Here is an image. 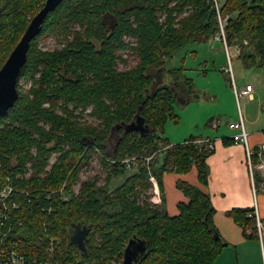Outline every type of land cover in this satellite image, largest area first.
<instances>
[{
  "label": "trees",
  "instance_id": "trees-1",
  "mask_svg": "<svg viewBox=\"0 0 264 264\" xmlns=\"http://www.w3.org/2000/svg\"><path fill=\"white\" fill-rule=\"evenodd\" d=\"M45 1L0 0V68ZM221 3L220 12L230 16L228 45H242L240 57L251 60L242 41L250 36L264 64V0ZM219 34L214 0H63L51 11L18 78V90L21 80L32 82V88L19 90L15 104L0 115V189L14 187L7 199L0 196V250L54 264H122L129 240L137 235L147 246L137 264H215L226 242L214 236L216 208L209 193L177 180L188 201L170 215L163 181L166 173L186 174L196 166L201 185L209 184L207 159L214 148L195 143L197 136L173 144L165 136L166 124L179 121L176 102L197 98L194 81L175 67L169 70L172 83L154 86L158 73L152 69L178 50ZM50 37L62 47L41 48ZM126 48L139 62L119 70L117 52ZM89 107L98 125L75 119L78 109ZM138 113L151 131L124 134L118 125ZM95 152L103 155L106 182L99 186L98 176L82 181L76 194L80 169ZM129 156L152 158L131 170L124 162ZM256 177L257 187L264 178ZM151 178L159 186V206L150 202ZM227 215L245 237L259 238L255 208H232ZM77 225L78 232H87L86 251L72 239Z\"/></svg>",
  "mask_w": 264,
  "mask_h": 264
},
{
  "label": "crops",
  "instance_id": "crops-1",
  "mask_svg": "<svg viewBox=\"0 0 264 264\" xmlns=\"http://www.w3.org/2000/svg\"><path fill=\"white\" fill-rule=\"evenodd\" d=\"M250 39L251 37L248 36L242 41L246 52L244 54H249L252 57L251 60H249L250 63L248 66L243 63L242 64L246 69L251 70V76L247 79V73L246 71H243L241 75L242 78L240 79L241 86H234L233 94L229 90L231 99L232 101H236L238 109V114H236V112L232 113L235 121L231 120L229 122L235 123L243 120L245 128L249 134V144L256 152L264 145V64H262L263 61L260 52L253 42H249L251 41ZM214 43H216L215 47L217 49L215 53H217V51L222 52V49H218V41L215 40ZM240 46L242 47V45ZM240 46L238 47L240 48ZM234 52L236 56L243 54L241 48L238 52L235 47ZM230 53L231 49H229L228 54L232 64L233 59ZM225 54L227 57L226 51ZM227 68L228 66L224 67L223 65L222 71L225 70L227 72ZM209 70L210 69L207 67H204L201 72L207 76ZM249 84L253 85L254 88L252 96L240 94V92ZM194 85L196 93L198 94L197 98L190 100L188 103H184L179 100V104L181 105L183 111L185 110L184 112H187L188 110L186 109L190 108L187 115L194 113L193 109L195 104L192 103L199 100V92L197 91L195 81ZM205 96V100L208 102L215 103L219 99L217 91L211 92L206 89ZM223 112L224 110L220 111L219 115H222ZM181 116L179 115L178 122H175L174 120L170 121H173L176 124L182 122ZM215 117L216 111L211 110H208L203 117V126L208 129L207 136H197L191 134L189 137L180 139L174 133L172 136H176V138L170 135L166 136L165 134L171 144L184 142L191 136H197V140L210 139L214 143V151L207 159L210 170L208 186H202L199 182L196 166H194L191 171L186 174H178L174 172L166 173L163 180L166 207L170 215H176L179 213L178 203L181 201H188V198L181 191L180 194L176 190L177 180L184 179L199 186L204 191L209 193L211 197L212 203L216 208V227L218 228L221 237L226 242V245L216 259L215 264H264V235L261 237L259 234V238L255 239L245 237L240 225L232 217L227 215V211L232 208H256L263 224L264 182L260 183L257 187L255 184L254 187L245 145L242 143L235 144L232 142V136L238 134L241 131V128H230L227 124L226 126H222V122L219 123L220 121L216 120ZM187 118L188 116H186V120ZM194 119L196 118L194 117ZM215 122H218V124L214 125ZM178 133L181 134V132ZM257 173L261 175L258 170L256 171V175Z\"/></svg>",
  "mask_w": 264,
  "mask_h": 264
},
{
  "label": "rangeland",
  "instance_id": "rangeland-1",
  "mask_svg": "<svg viewBox=\"0 0 264 264\" xmlns=\"http://www.w3.org/2000/svg\"><path fill=\"white\" fill-rule=\"evenodd\" d=\"M126 42L130 41L131 45L136 44V39L132 38L130 36L125 37ZM218 41V49H222V52L217 51L216 52V43ZM223 43H221V42ZM63 42L59 41L56 37H50L46 40H42L40 42V46L43 49H54L56 47L61 48ZM224 46V47H223ZM235 46V45H234ZM234 46H229L227 41L226 43L223 40H218L217 37L216 39H212L208 42H203V43H192L188 45L185 48H182L181 50H178L173 57L167 58L165 64L160 68L157 69L153 67V72L158 73L156 76L157 82L155 83L154 86H157L158 84H170L173 82V77L172 74L170 73V69L175 68V67H182L184 68V73L194 79L197 91L199 92V100L196 102H193L192 104H195L194 107V113H191L187 115L189 112V109L187 112H184L181 105L177 101L175 106L176 110L179 113V115L182 117V122L175 123L173 121H169L166 124V136L174 133L177 135L180 139H184L186 137H189L191 134L197 135V136H207L208 135V129H206L203 126V117L206 114L208 110L211 111H216V120H219L222 126H227L229 127V121H235V118L232 116V113L238 114V109L236 106V101H232L230 92L233 94V88L234 86L240 85V79L242 78V73L243 71H246L247 73V79L249 76H251V70L246 69L244 65H249V59H242L240 56L235 55V47L236 49L239 48L236 45ZM225 48V50H224ZM234 48V50H233ZM241 48V46H240ZM229 49H231V57H232V65H230L229 60L227 61V57L229 56L228 52ZM225 51L227 52V57L225 54ZM117 54L120 55L121 59L117 60V67L119 70H127L133 67H136L139 62V57L137 55H134L131 49L126 48V49H121L117 52ZM230 57V56H229ZM244 65H243V64ZM224 67L229 66L232 68V72H226L225 70L222 71V66ZM204 67H207L210 69L208 71V75L205 76L203 72ZM226 78V79H225ZM237 81V83H236ZM32 82H26L24 80H21L19 82V90L27 93L29 90L32 88ZM209 90L211 92L217 91L219 95V99L217 102H208L205 96V91ZM191 104V103H190ZM186 108V107H185ZM92 110V107H89L86 111H82L81 108L78 109L75 113L76 114H81L79 117L75 118L78 122L83 123L85 126L87 125H98L100 120L90 114ZM224 110L222 115H219V112ZM61 112V111H60ZM83 112V113H82ZM186 116H188L186 120ZM194 117L196 119H194ZM184 118V119H183ZM196 124V125H195ZM169 130V132H168ZM181 132L178 133V132ZM175 137L176 136H172ZM115 138L117 139V136H114L113 139L110 141V145L113 144L115 141ZM178 139V138H177ZM247 151V150H246ZM57 152H55L50 160V166L48 169H51V165L56 161L58 157ZM102 154L100 152H95L91 157H89V163L87 165H84L79 172V180L77 183L73 185V191L76 194H80L81 190V182L86 181V180H94L96 176L99 177L98 185L102 186L106 182V169L104 167L102 159ZM115 162V161H112ZM132 170V169H131ZM175 173V172H174ZM174 175V174H173ZM123 179L120 178L114 182V185H117L120 183ZM152 180V179H151ZM156 181V179H154ZM157 183V181H156ZM152 181V185L148 191L150 194V202L155 205L159 206L160 201L158 199V204H154L153 200L156 195L157 197H160V190L158 183L156 184ZM176 190L181 194L180 190L176 188ZM161 198V197H160ZM161 200V199H160ZM176 205V204H175ZM263 228H264V223H263ZM264 235V229L262 236ZM22 255V254H20ZM28 257V256H27ZM34 260L38 261H45L41 257L40 259L38 258H33V257H28Z\"/></svg>",
  "mask_w": 264,
  "mask_h": 264
},
{
  "label": "water",
  "instance_id": "water-1",
  "mask_svg": "<svg viewBox=\"0 0 264 264\" xmlns=\"http://www.w3.org/2000/svg\"><path fill=\"white\" fill-rule=\"evenodd\" d=\"M63 0H46L44 6L30 21L25 33L21 37L18 44L11 51L8 59L0 68V115H5L8 110L15 104L19 97L18 78L21 70L28 59V52L31 47L32 40L41 32L42 25L48 14ZM124 127V134L138 132L145 136L151 131V126L146 122L145 117L138 113L135 118L129 123L118 125ZM94 144V141L88 140V143ZM78 226L73 232L72 239L77 242L78 247L82 251H86L85 238L87 232H78ZM79 235V237H78ZM220 232L214 231V236L219 237ZM147 250L146 242L134 235L128 242L124 250V259L122 264H137L140 257ZM0 264L2 261L0 259Z\"/></svg>",
  "mask_w": 264,
  "mask_h": 264
},
{
  "label": "built area",
  "instance_id": "built-area-1",
  "mask_svg": "<svg viewBox=\"0 0 264 264\" xmlns=\"http://www.w3.org/2000/svg\"><path fill=\"white\" fill-rule=\"evenodd\" d=\"M214 1L216 4V9L218 12V21H219V25H220V34L217 36V39L223 40L226 43L225 26H226L228 20L230 19V16L228 14H222L220 12L221 5H222L221 0H214ZM236 50L239 52L240 48H237ZM228 60L230 62V65H232L230 57H228ZM227 71L232 72V68L228 66ZM253 91H254L253 85L249 84L246 86L245 89H243L240 92V94L252 96ZM217 124H218V122L214 123V125H217ZM229 127L230 128H241V131L238 134H235L232 136V141L235 144L242 143L245 145V148L247 150L246 152H247L248 164L250 167L251 176H252V180H253L254 187H255L256 171L257 170L261 173L262 177L264 178V145L261 146L256 152L253 150V148H251V146L249 144V139H248L249 134L245 128L243 120H240V122H235V123L231 122V123H229ZM203 142H206L207 146L209 148H214V143L210 139L196 140L195 141V143H197V144H202ZM151 158H152V156H147V157H143V158H138L137 156H129V157L124 159V162L127 164V166L129 168H140L143 166L145 167ZM151 179L154 183H156L154 178H151ZM13 191H14V187L11 186L10 184H6L5 186H3L0 189V196L3 199H7V197ZM157 196L158 195H156L154 197L153 203L158 204V202L160 201V204H161L162 200H160L161 198L157 197ZM158 199H159V201H158ZM257 219H258V226H259L258 234H260V236H262L264 228H263L262 223L260 222L258 213H257ZM0 259L2 261V264H54L48 260H45V261L33 260V262H32L29 258H26L24 255H19L15 251H11V253H6L5 250H0Z\"/></svg>",
  "mask_w": 264,
  "mask_h": 264
},
{
  "label": "bare ground",
  "instance_id": "bare-ground-1",
  "mask_svg": "<svg viewBox=\"0 0 264 264\" xmlns=\"http://www.w3.org/2000/svg\"><path fill=\"white\" fill-rule=\"evenodd\" d=\"M201 140H206V139H201ZM206 145V147L208 148V149H212V148H209L208 146H207V143L206 142H203L202 144H200V145ZM130 169H134V168H130ZM257 210H256V208H255V216H256V222H257V228H258V230H259V226H258V219H257ZM258 216H259V214H258ZM259 219H260V222L262 223V221H261V218H260V216H259ZM263 225V224H262Z\"/></svg>",
  "mask_w": 264,
  "mask_h": 264
},
{
  "label": "flooded vegetation",
  "instance_id": "flooded-vegetation-1",
  "mask_svg": "<svg viewBox=\"0 0 264 264\" xmlns=\"http://www.w3.org/2000/svg\"><path fill=\"white\" fill-rule=\"evenodd\" d=\"M45 2H46V1H45ZM31 20H32V19H31ZM24 33H25V32H24ZM114 135H117V134H116V132H115V134H114ZM79 233H80V232H79ZM78 237H79V235H78Z\"/></svg>",
  "mask_w": 264,
  "mask_h": 264
}]
</instances>
